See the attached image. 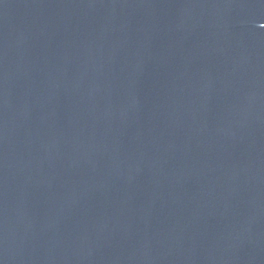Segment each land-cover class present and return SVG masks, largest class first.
<instances>
[{"label": "water", "instance_id": "water-1", "mask_svg": "<svg viewBox=\"0 0 264 264\" xmlns=\"http://www.w3.org/2000/svg\"><path fill=\"white\" fill-rule=\"evenodd\" d=\"M0 264H264V0H0Z\"/></svg>", "mask_w": 264, "mask_h": 264}]
</instances>
